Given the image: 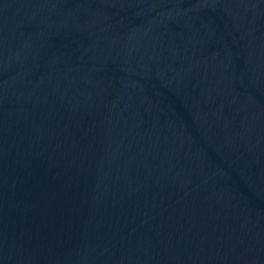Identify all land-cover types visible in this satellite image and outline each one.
Returning a JSON list of instances; mask_svg holds the SVG:
<instances>
[{
	"label": "water",
	"instance_id": "obj_1",
	"mask_svg": "<svg viewBox=\"0 0 264 264\" xmlns=\"http://www.w3.org/2000/svg\"><path fill=\"white\" fill-rule=\"evenodd\" d=\"M0 264H264V0H0Z\"/></svg>",
	"mask_w": 264,
	"mask_h": 264
}]
</instances>
